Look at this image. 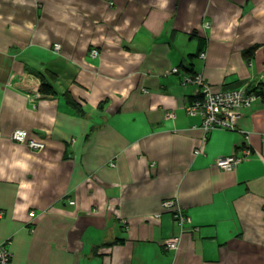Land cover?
<instances>
[{"label":"crops","instance_id":"0c3cea01","mask_svg":"<svg viewBox=\"0 0 264 264\" xmlns=\"http://www.w3.org/2000/svg\"><path fill=\"white\" fill-rule=\"evenodd\" d=\"M195 73L264 92V0H0L7 264H264V95L204 134Z\"/></svg>","mask_w":264,"mask_h":264},{"label":"built area","instance_id":"2783aa9c","mask_svg":"<svg viewBox=\"0 0 264 264\" xmlns=\"http://www.w3.org/2000/svg\"><path fill=\"white\" fill-rule=\"evenodd\" d=\"M207 26V24H205ZM54 50H59L60 45L55 43ZM97 55L96 49L90 50V56ZM201 58L205 56L204 52L199 54ZM175 71V69H174ZM183 83H192L199 87L198 96L190 101L186 106V112L189 115L199 116L201 119L200 127L204 134L216 128L234 129L236 120L241 116L242 110L249 108L253 102L259 97L255 90L246 88L225 89L213 91L208 83L204 82L200 73L184 76ZM32 102L34 99H30ZM11 140L24 144L33 150H41L44 143L40 140L30 138L24 129H15L11 132ZM198 152V150H196ZM249 150H243V154L226 155L218 157L214 160V166L222 170H233L238 163L246 158ZM162 207L171 211L175 223L183 230L185 223L190 219L183 213V210L172 200L167 199L162 202ZM2 211L0 210V216ZM34 212L30 211L29 216H33ZM166 249L175 250L178 247L175 239L164 244ZM9 252L0 246V264H7Z\"/></svg>","mask_w":264,"mask_h":264},{"label":"trees","instance_id":"16d2710c","mask_svg":"<svg viewBox=\"0 0 264 264\" xmlns=\"http://www.w3.org/2000/svg\"><path fill=\"white\" fill-rule=\"evenodd\" d=\"M42 79V78H41ZM42 87H41V89H42V91H45V92H54V90H53V88H52V86L50 85V84H48L46 81H43L42 80V85H41ZM251 90H255V92L257 93V95H259V96H262V95H264V92H262V91H259V90H256V89H251ZM198 96V95H197ZM196 96V97H197ZM196 97H194L193 99H195ZM192 99V100H193Z\"/></svg>","mask_w":264,"mask_h":264}]
</instances>
